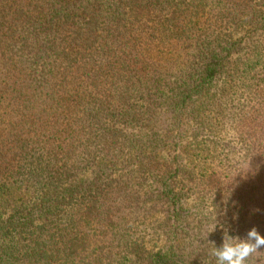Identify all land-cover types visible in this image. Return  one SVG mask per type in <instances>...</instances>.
I'll list each match as a JSON object with an SVG mask.
<instances>
[{
	"label": "trees",
	"instance_id": "16d2710c",
	"mask_svg": "<svg viewBox=\"0 0 264 264\" xmlns=\"http://www.w3.org/2000/svg\"><path fill=\"white\" fill-rule=\"evenodd\" d=\"M263 28L264 0H0V264H216L193 207L264 235Z\"/></svg>",
	"mask_w": 264,
	"mask_h": 264
},
{
	"label": "clouds",
	"instance_id": "9594fccd",
	"mask_svg": "<svg viewBox=\"0 0 264 264\" xmlns=\"http://www.w3.org/2000/svg\"><path fill=\"white\" fill-rule=\"evenodd\" d=\"M212 255L216 264H246L248 258L258 250L264 249V235L252 227L245 236L222 232V243H213Z\"/></svg>",
	"mask_w": 264,
	"mask_h": 264
},
{
	"label": "rangeland",
	"instance_id": "374dc122",
	"mask_svg": "<svg viewBox=\"0 0 264 264\" xmlns=\"http://www.w3.org/2000/svg\"><path fill=\"white\" fill-rule=\"evenodd\" d=\"M259 35V36H258ZM258 35H255L257 41H259V45H264V28L260 29V31L258 32ZM192 211L195 212L193 217L199 218L201 219V221H203L205 223L210 221L208 224V228H209V233L211 235L210 239L214 241V243H222V232H229V230H227L226 228L221 227L218 223H214L211 220H207L209 217V209L206 210L204 209V211L199 210V208H192ZM205 219V221H204ZM196 223V222H195ZM204 236L206 237V233H203ZM230 234H235V235H240V236H245L239 233H234L232 231H230ZM209 239V238H208Z\"/></svg>",
	"mask_w": 264,
	"mask_h": 264
}]
</instances>
